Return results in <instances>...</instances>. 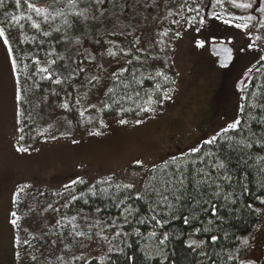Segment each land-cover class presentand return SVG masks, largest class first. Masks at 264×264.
<instances>
[{
    "label": "snow or ice",
    "instance_id": "6c2138e0",
    "mask_svg": "<svg viewBox=\"0 0 264 264\" xmlns=\"http://www.w3.org/2000/svg\"><path fill=\"white\" fill-rule=\"evenodd\" d=\"M3 0H0L2 4ZM157 0H125L123 4L120 5V12L127 18V9L132 7L134 9H139L141 6L144 11H150L156 4ZM257 0H183V3L179 5L180 9H187L189 13H194L190 18H187V24L189 27L193 25H198L196 27L197 32L209 31L214 26L216 21H220L225 25H231L235 29L240 30L244 34L246 40L251 42L247 44L248 49H253L258 47L256 41L260 40V36H255L253 39V32L256 30L264 29V0H259V7L255 9L257 13H260L259 19L256 15H252L248 10L253 9V4ZM26 6L28 10L35 12L39 16L45 9L37 6L31 0H16V6L21 5ZM54 5L64 4V0H53ZM111 4L115 7V0H67V6L72 8H77L79 5H86L80 8L79 11L72 13L73 20L69 22L65 17L63 12H57L53 19L64 18V23L68 25V29L72 31L75 35L70 37L66 34L60 35V38L56 41L57 44H68L70 47H76L79 49L77 52V57H82L79 62L73 61L75 67L69 64L58 65L57 61H63L66 59L63 53L57 54L56 59H49L46 65H43L38 58H33L32 63L36 66L35 71L28 76L29 79L39 75L41 81H50L51 84L60 86L67 85L63 89L64 95L61 96L60 92L56 88L51 89V94L59 99L58 107L64 111L73 114L78 113L80 120L79 123H91L94 119L92 116L85 118V114L88 109L94 108L97 112H102L105 110L115 109L117 115H121L125 112H135L137 116L141 113H151L156 111L159 106H162L165 101L172 99V93L175 92L174 87L169 85H175L176 81L172 76L168 75L167 72L162 68H157L153 71H148L149 61L160 59L157 56H148L141 58L139 55H131L132 49H136L137 52L143 51L136 46L139 44V37H136L131 42V47L125 49L124 47L117 44L116 40L105 39L106 35L111 36H124L125 38L132 36V32L127 33H117L114 31H108V26L113 22V16L115 13L109 15L110 9L106 5ZM194 5V6H193ZM231 9L243 10L244 14L237 15ZM220 8L221 11L217 12L216 9ZM171 14V13H170ZM7 15V14H6ZM183 18V13H178ZM13 19H16L13 17ZM29 20H32L31 16H28ZM44 22H48V15H44ZM173 24H180V20H173ZM31 27L41 30V23L33 21ZM103 29V31H101ZM56 33H60V29H54ZM135 31V30H133ZM172 29H166L162 32L157 33V39L155 44L161 47V51L168 46L166 37L170 36ZM180 32L176 31L172 38L180 36ZM42 35L44 37H51L50 31H43ZM211 35V33H210ZM0 38L3 39L4 45L9 43L4 27H0ZM235 37L232 35H225L222 39H217L216 36H211V43L215 46L217 43L221 46L218 52L219 54H226V60L228 63L232 60V49L225 45L233 44ZM208 37L204 40H196L197 47H204L205 42ZM43 41H41V46ZM87 45V47H85ZM104 52L100 55H107L108 57H117L118 52L114 49H119L120 53L124 56L131 55V58L126 60L125 66L117 69L110 73V78L113 85L108 87L104 93V100L101 101L102 107H97L96 104H88L87 108L82 106V99H87L88 92L79 94V86L75 85L74 81L76 77L84 74L86 72L83 63L85 60L96 59L93 54L97 47L105 48ZM215 50V48H214ZM65 51H68L66 49ZM243 52L245 49L240 48ZM55 52V48H53ZM8 55L11 56V49L9 48ZM46 55L51 56L52 53H47ZM133 61L139 63L140 67H132L130 78H125V73L129 72L130 66L133 65ZM260 61H264V55H260L257 64ZM53 65H56L54 68ZM221 66L227 67L228 64L222 62ZM27 67V66H26ZM100 70V74L92 75L90 78L85 77L87 83L95 88L102 79V74L107 71L103 68V65H97ZM255 68L256 72H261L264 65L257 68L256 65L249 67L246 72H244V77H247V83L244 82L242 78L237 82L236 90L241 93L240 96V106L239 114L236 119L228 123L225 127H222L214 135L207 139H201L196 143L195 146L190 147L186 152L180 155H172L168 159L163 160L159 164H153L150 168L144 170L143 176L144 181L140 191L135 190V185L133 183H121L117 181L114 176L109 175L106 177H101L96 179L95 182L86 188L85 191H81L79 195L72 194L75 191L76 185H86L87 182L81 178L77 177L71 180L68 184L63 187L65 190H72L69 192L71 199L62 205V207L67 208L69 203L72 201H82L83 204L87 205L89 203V198H95L100 201H111V204L105 203L104 209L116 208L119 209L118 216L105 218L103 216H97L95 224L90 225L91 229H95L97 225H103V227L115 228V237L121 235L128 236V232L123 231L121 224L117 221L122 219L123 224L132 226L133 221L136 225H148L150 230L147 232L149 238H156L158 230L163 229L165 225L171 223V221L183 218L184 224H191L197 222L201 227H196L194 229L193 235L204 233L205 235L211 234L214 230L219 231L220 229L216 227L217 222L220 225L223 224V218L220 216L222 212H231L233 209L229 205H235V191L232 189V184L235 176L236 169L243 165L245 168H250L249 164V154L248 149L253 148L254 144H260L264 147V131L259 133V139H257V133L252 131L251 125L255 123L261 129H264V85L258 84L256 87L258 91H253L251 93L252 99L249 101V107L254 110H259L260 115H252L246 119L242 120L243 114L246 111L245 100L248 97L245 95L248 92L249 87L252 84L251 73ZM12 71L16 76V93L15 101L17 104V124H20V104L22 101L21 89L19 86V73L17 71V61L12 60ZM63 71H68V75L64 76ZM139 73V75H138ZM95 82V83H93ZM146 82H151L150 88H144ZM74 89L75 91L69 90ZM46 94L48 90H45ZM47 98V96H46ZM142 121L137 119L136 124H140ZM69 124L72 121H68ZM119 124L124 125L128 123L126 119H120ZM100 127H105L103 119L99 120ZM17 131H23L22 128H18ZM48 129H44L47 132ZM247 132V137L243 135L237 138L236 135H230L229 133ZM67 133H62L66 135ZM90 135H99V130L95 132H90ZM57 137L52 136L51 139H56ZM19 140H24V136H20ZM77 141L73 140V143ZM207 146V150H205ZM18 152L29 151L28 147L17 146ZM258 161H264V157L257 156ZM235 161L236 167H232ZM137 164L140 161L136 162ZM264 170V169H262ZM29 185L25 184L18 188L17 193L13 195V203L16 204L18 195L24 191ZM248 189L245 186L244 191ZM43 194V193H41ZM54 195H61L58 193H53ZM221 199L223 203H220ZM261 204H264V198L259 196L256 197ZM142 202L146 208L147 212L145 214H140V209L135 207L132 201ZM247 207L251 210L252 205L249 204ZM49 210L59 212V209L53 208L52 204H49L45 212ZM211 211V217L206 220L201 219V217H206L208 212ZM259 212V209H255ZM95 212L100 214L102 208L100 206L95 207ZM12 219L9 221L14 227L18 225L20 217L17 212L13 211L10 213ZM78 215L82 216L87 220V215L81 210ZM77 216L67 217L62 216L55 221V226L64 227L62 221H67V224L71 225L72 231L69 235L74 234L76 237H84L87 240H92L93 235L99 236L101 239L106 240L107 237L102 235L103 228L99 232H93L92 235H88L82 231H76L78 225L75 223ZM132 234L136 236H141V229L139 227L132 228ZM173 234L170 232H164L163 238L159 239V244H166ZM241 246H247L250 237L245 236L243 238L237 237ZM218 241V235H211V243L216 244ZM16 242L19 243V237L16 238ZM23 243H29L27 240ZM185 247L192 250L194 254L198 253L201 257L206 256L207 253L202 251L204 247L207 246L206 240H196L188 239L185 242ZM83 245V242H81ZM109 252L113 251L110 246L108 248ZM162 254V253H161ZM19 255V253H17ZM159 255V254H158ZM35 259V257H32ZM80 259V257H77ZM134 257L127 256V261H132ZM145 259L150 260L152 257L145 253ZM228 260L235 259L234 256L229 255ZM215 264V262H213ZM244 264V262H241Z\"/></svg>",
    "mask_w": 264,
    "mask_h": 264
},
{
    "label": "trees",
    "instance_id": "16d2710c",
    "mask_svg": "<svg viewBox=\"0 0 264 264\" xmlns=\"http://www.w3.org/2000/svg\"><path fill=\"white\" fill-rule=\"evenodd\" d=\"M31 2L45 9V12L37 16L35 12L28 10L23 4L17 7L16 0H3L2 4H0V27L5 28L6 37L9 41L7 47L11 49V60L15 59L17 61V71L19 73V86L21 89L22 101L20 104V124H18V126L23 129V131H19V137L24 136V140H18L23 147H31L38 141L45 139L53 140L51 139L52 136L57 137L56 139L69 136L75 131L77 126L80 127L79 114L76 113L74 117L73 114L59 108V99L51 94V89L56 88V90L60 92V95L63 96V89L66 88L67 85L56 86L51 84L50 81H41L39 75L32 79H29L28 76L35 71L36 66L32 63L33 58H38L43 65H46L49 59L55 60L57 54L63 53L66 59L57 61V64L62 65L66 63L72 67H75L73 64L74 60L79 62V59H83L82 57H77L79 49L76 47H70L68 44L64 43H56L60 35L66 34L72 37L75 34L68 29V25L64 23V18L54 20L53 17L56 16L58 11L63 12L67 20L71 22L73 20L72 13L79 11L80 8L86 5H79L77 8H72L67 6V0H64V4L61 5H54L53 0H31ZM124 2L125 0H115V7H112L111 4L106 5V7L110 9V12L107 14L111 15L115 13L112 24L108 26V31L117 33L132 32L133 35L127 38L124 36L106 35L104 38L116 40L117 44L128 49L131 47V42L136 37H139V44L136 47L143 49V51L137 52L136 49H132L131 55H139L142 59L148 56H157L160 59L149 61L148 71H153L154 63H157L168 75L173 76L171 58L173 51L172 49L169 53L165 50L161 51V47L155 44L157 33L171 28L173 30L172 33H170L169 37L165 38L167 42L171 41L177 26V24H173L172 21L180 20L181 22L182 19H185L187 22V18H190L194 13H189L186 8L183 10L180 9L179 5L183 3V0H157L150 11H144L142 6L139 9L129 7L126 10V18L125 15L120 12V5ZM149 2H151V0H149ZM254 5L255 3L253 7ZM226 7H229V10L237 15L244 14L243 10L231 9L228 5H226ZM216 11L220 12L221 9L217 8ZM181 12L183 13V18L181 15H178V13ZM248 12L252 14V9L248 10ZM45 14L48 15L47 23L44 22ZM252 15H256L259 19L261 14L254 11ZM28 16H31L32 20H29ZM13 17L16 19H13ZM33 21L41 23L40 31L31 27ZM56 28L60 29L59 34L54 31ZM148 30L151 31L152 34H149ZM43 31H50L51 37H44L42 35ZM101 31H103V29H101ZM210 32L217 34L220 39L226 34L236 38H243L244 45L241 47H243L245 51L241 52V47L239 48V46L234 45L235 42L232 45L237 47V49L235 47L234 50H237L239 52L238 54L241 53L245 55V58H249L248 68L254 65L251 60L256 59V55H260L264 49V29L253 32V39L255 36L261 37L260 40L256 41L258 47L253 49L247 48V44L251 41L246 40L244 34L231 25H225L220 21H216L214 26L210 29ZM41 41H43L42 46ZM85 47H87V45H85ZM106 47L107 46H105V48L97 47L94 50L93 54L96 56L94 61H84L83 66L86 72L76 77L74 81L75 85L78 86L79 83L84 82L86 80L85 77H89L90 73H97V71H99L97 65H99L100 53L105 51ZM53 48H55V52H53ZM66 49H68V51H65ZM114 50L118 52V55L115 58L109 57L110 61L123 59L126 63V60L131 58V55L124 56L123 53H120L118 48ZM47 53H52V55L48 56L46 55ZM236 58L237 55L229 68L235 65ZM245 58L243 57L242 60L247 62ZM255 65L259 68L261 65H264V61H260L259 64L256 63ZM53 67L55 68L56 65H53ZM132 67H140V65L138 62L133 61V65L130 66L129 72L125 73V78H130ZM248 68H246L244 72L247 71ZM63 75L67 76L68 71H63ZM251 76L252 84L245 94L248 99L244 102L246 111L243 114L242 120L246 119L249 114H261L259 110H254L248 105L249 101L252 99L251 93L253 91H258L256 86L258 84L264 85V68L261 69V72H256L254 68ZM247 80L245 83H247ZM112 85L113 82L110 80L108 87ZM151 86V82H146L145 85H143L144 88H150ZM169 86L173 87V85ZM45 90H48L47 94ZM69 90L75 91L74 89ZM235 94L240 106L241 93L235 91ZM103 113L105 117H112L117 114L114 108L112 110H105ZM122 114L135 117L148 115V113H141L137 116L135 112H125ZM68 121H72V123L69 124ZM251 127L252 131L257 133L256 138L259 139V133L264 131V129H261L255 123H253ZM44 129H48V131L41 135ZM62 133L67 134L62 135ZM229 134L236 135L237 138H240L241 135L247 137L246 131L242 134L240 132ZM190 147L186 148L183 152H186ZM205 150H207V146H205ZM247 152L249 157H251L249 160L251 167L245 168L241 165L236 169L232 189L235 191V199L237 202L235 205H229V207L233 209L231 214L227 211L220 213V216L223 218V224L220 225L219 222H217L216 227L220 229L219 231L214 230L208 235L204 233L193 235L194 229L202 225L197 222L186 225L183 223V218L181 217L171 221V223L165 225L163 229L158 230L156 238H149L147 232L150 230V227L148 225H136L135 221H133L132 226H129L123 224L122 219H120L117 223L121 224L123 231L128 232L129 235H121L115 238L110 237L104 252L102 251L100 255L97 256L93 255L86 260H82V255L78 254L83 252L84 246L86 247L87 245V239L84 237H76L74 234L69 235L72 229L71 225L67 224V221H62L64 227L55 226V221L60 218L59 212L57 213L52 210L48 212L44 211L49 204H52L53 208L56 209L61 205L62 201L65 203L68 202L71 199L69 192H72V190H65L64 187L58 191L25 188L24 191L18 195V202L14 204V211L17 212L20 217L18 225L15 227L14 235L15 240L19 237L20 241L19 243L16 242L15 264H66L65 261L68 260L71 261L69 264H213V262H215V264H238V253L248 245L241 246L237 237L243 238L250 234L252 235V232H254L259 223V214H257L258 212H256L255 209L256 207L264 208V204H261L260 201L256 199L257 196L264 198V170H262L264 169V161H258L256 159L257 156L264 157V147L260 144H254L253 148L248 149ZM180 154L181 153L178 155ZM232 167H236L235 161ZM88 186L91 185H76L75 191L72 192V194L79 195L81 191L86 192ZM245 186L248 189L246 192L244 191ZM53 193L61 195H54ZM105 203L111 204L112 202L89 198V203L85 205L82 201H72L69 203L68 207L64 209V212L68 213L69 217L77 216L75 223L78 227L76 231L87 233L82 226L81 221L83 217L78 215V213L82 210L88 217L92 215L97 218L99 215L106 219L118 216L120 210L114 207L104 209ZM132 203L135 207L140 209V214H145L147 212V208L142 202L134 200ZM220 203H223L222 199ZM249 204L252 205L251 210L247 207ZM96 206L102 208L100 214L95 212ZM209 217H211V211L208 212L206 217H201V219L206 220ZM133 227H139L142 235L136 236L132 234ZM33 229H35L34 233ZM164 232L172 233L173 237L166 244L160 245L159 239L162 238ZM213 234L218 235L216 244L211 243V235ZM188 239H196L198 241L206 240L208 242L207 246L201 250L205 251L207 255L201 257L198 253L194 254L192 250L187 249L184 242ZM25 240L29 243H23ZM64 240H67L69 245L61 250V253H63L61 257H57L55 261L52 260V256L49 257V255H52L54 252V244L56 242L61 244ZM81 242H83V245ZM110 246L113 248L112 252L108 251ZM17 253H19V255H17ZM55 253L56 250L54 254ZM145 253L150 255L152 259L146 260ZM229 255L234 256L235 259L228 260L227 257ZM127 256H132L134 259L132 261H127ZM32 257H35V259ZM77 257H80V259H77Z\"/></svg>",
    "mask_w": 264,
    "mask_h": 264
},
{
    "label": "rangeland",
    "instance_id": "374dc122",
    "mask_svg": "<svg viewBox=\"0 0 264 264\" xmlns=\"http://www.w3.org/2000/svg\"><path fill=\"white\" fill-rule=\"evenodd\" d=\"M197 26L189 27L182 19L174 31H179L180 36L172 38L164 48L167 53L171 49L173 51L172 77L176 83L171 100L142 117L123 114L105 117L103 111L90 108L85 118L94 117L91 123H80V127L77 126L69 136L38 141L28 147L27 152L17 151V146L21 145L16 122V77L11 69L9 49L0 38V264H15L16 261L15 227L9 221L12 219L10 213L14 211L13 195L20 186L27 184L29 189L58 191L77 177L92 185L96 179L112 175L122 183H133L135 190L140 191L146 168L195 146L201 139L211 137L236 119L239 104L234 85L248 68L249 58L236 50V63L232 68L217 67L215 58L209 53V44L212 35L218 40L220 37L213 32H197ZM148 33L152 34L151 31ZM205 37H208L205 46L197 47L196 40H204ZM234 42L239 48L244 45L241 37H235ZM230 45L235 49L236 46ZM260 55H264V49ZM260 55L251 62L256 64ZM243 57L247 62L242 60ZM98 62L107 70L102 74L101 82L95 88L87 80L78 85L79 94L88 92L87 99L81 101L85 108L88 104L102 107L101 101L111 80L110 73L125 65L123 59L110 61L107 55L101 56ZM153 67V70L162 68L157 63ZM98 74L100 70L90 73L89 78ZM100 119H103L105 127H100ZM120 119H126L128 123L121 125L118 123ZM137 119L142 122L136 124ZM96 130H99V135L89 134ZM73 140L77 142L73 143ZM63 204L65 202L62 201L58 206V214L69 217ZM256 209L260 210L257 213L259 223L248 236V246L238 253V264H264V208ZM95 221L96 217L92 215L87 220L83 218L84 230L92 235L103 228L102 235L107 239L93 235L92 240H87L83 252L78 254L82 255V260L100 255L110 237L115 238V228L97 225L91 229L89 226ZM54 245L56 253L49 257L55 261L69 243L64 240Z\"/></svg>",
    "mask_w": 264,
    "mask_h": 264
},
{
    "label": "water",
    "instance_id": "95a60500",
    "mask_svg": "<svg viewBox=\"0 0 264 264\" xmlns=\"http://www.w3.org/2000/svg\"><path fill=\"white\" fill-rule=\"evenodd\" d=\"M257 7H259V0H257V2L255 3V5H254V7H253L251 13H254V11H255V9H256ZM225 45H226L227 47H229V48L232 49V60H231L230 63H228L227 60H226V54H219V55H218L219 49H220V47H221V46L219 45V43H217L215 46H214L212 43L209 44V53H210V55H211L213 58L216 59V65H217V67H219V68H221V69H228V68L231 66V64L233 63V61H234V55H233V54H234V49H233V46H231L230 44H227V43H225ZM214 48H215V50H214ZM222 62L227 63L228 66H227V67H223V66H221V63H222ZM245 72H246V71H245ZM243 74H244V73H243ZM243 74H242L241 77L235 82L234 87H235V91H236V92H238V91L236 90L237 82L240 81L242 78L244 79V82L248 79L247 77H244ZM238 93H240V92H238Z\"/></svg>",
    "mask_w": 264,
    "mask_h": 264
},
{
    "label": "crops",
    "instance_id": "0c3cea01",
    "mask_svg": "<svg viewBox=\"0 0 264 264\" xmlns=\"http://www.w3.org/2000/svg\"><path fill=\"white\" fill-rule=\"evenodd\" d=\"M9 64H10V62H8ZM12 66V65H11ZM12 69V68H11ZM16 77V76H15ZM15 80H16V78H15ZM15 87H17V84H16V86ZM18 128H19V126H18ZM18 136H19V131H18ZM61 183H63V181L61 182Z\"/></svg>",
    "mask_w": 264,
    "mask_h": 264
},
{
    "label": "flooded vegetation",
    "instance_id": "af4514ba",
    "mask_svg": "<svg viewBox=\"0 0 264 264\" xmlns=\"http://www.w3.org/2000/svg\"><path fill=\"white\" fill-rule=\"evenodd\" d=\"M233 55H234V60H235V57H236V55H235V52H234V54H233ZM215 60H216V59H215Z\"/></svg>",
    "mask_w": 264,
    "mask_h": 264
}]
</instances>
